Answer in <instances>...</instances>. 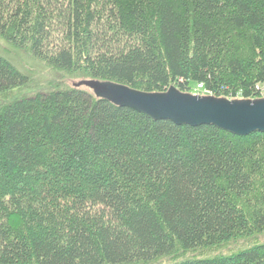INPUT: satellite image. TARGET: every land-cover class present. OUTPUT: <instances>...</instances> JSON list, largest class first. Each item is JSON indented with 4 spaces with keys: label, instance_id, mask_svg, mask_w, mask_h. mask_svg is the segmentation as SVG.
Wrapping results in <instances>:
<instances>
[{
    "label": "trees",
    "instance_id": "16d2710c",
    "mask_svg": "<svg viewBox=\"0 0 264 264\" xmlns=\"http://www.w3.org/2000/svg\"><path fill=\"white\" fill-rule=\"evenodd\" d=\"M0 39V96L29 82L20 52L72 81L0 103V264H154L264 234V133L72 87L258 99L264 0H0ZM168 264H264V243Z\"/></svg>",
    "mask_w": 264,
    "mask_h": 264
},
{
    "label": "water",
    "instance_id": "95a60500",
    "mask_svg": "<svg viewBox=\"0 0 264 264\" xmlns=\"http://www.w3.org/2000/svg\"><path fill=\"white\" fill-rule=\"evenodd\" d=\"M72 87H85L97 99L129 108L154 121L168 120L177 126H214L238 137L264 133V97L229 100L182 93L175 87L162 93H145L97 80H80Z\"/></svg>",
    "mask_w": 264,
    "mask_h": 264
},
{
    "label": "rangeland",
    "instance_id": "374dc122",
    "mask_svg": "<svg viewBox=\"0 0 264 264\" xmlns=\"http://www.w3.org/2000/svg\"><path fill=\"white\" fill-rule=\"evenodd\" d=\"M1 50H8V46L0 39ZM18 62L16 65L18 68L24 72L29 79L26 86L13 89L8 94L0 96V103L8 102L10 100L22 97H30L38 92H46L54 88L56 82H65L71 84L72 81L61 78L59 74L52 72L50 69L46 68L44 65L40 64L38 61L33 60L28 54L20 52L18 54ZM18 69V70H19ZM77 82V81H76ZM75 83V82H73ZM262 96H264V88L262 90ZM264 243V234L255 235L249 240H237L235 242H230L218 248L211 250H205L201 252L186 253L184 255H178L172 258H166L157 261L154 264H168L172 262H178L186 259H200L208 258L216 255H228L230 252L249 247L253 244Z\"/></svg>",
    "mask_w": 264,
    "mask_h": 264
},
{
    "label": "built area",
    "instance_id": "2783aa9c",
    "mask_svg": "<svg viewBox=\"0 0 264 264\" xmlns=\"http://www.w3.org/2000/svg\"><path fill=\"white\" fill-rule=\"evenodd\" d=\"M264 87H260V90L262 91ZM196 92H198V94H202V95H211L208 92H205L202 90V85H198L196 88ZM212 96V95H211Z\"/></svg>",
    "mask_w": 264,
    "mask_h": 264
}]
</instances>
